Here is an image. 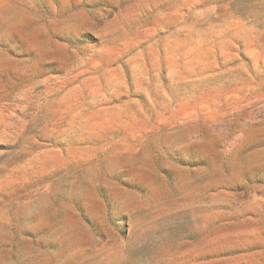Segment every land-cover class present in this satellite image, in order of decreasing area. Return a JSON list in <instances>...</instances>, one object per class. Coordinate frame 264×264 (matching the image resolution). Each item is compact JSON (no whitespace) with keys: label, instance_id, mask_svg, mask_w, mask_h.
I'll return each instance as SVG.
<instances>
[{"label":"rangeland","instance_id":"1","mask_svg":"<svg viewBox=\"0 0 264 264\" xmlns=\"http://www.w3.org/2000/svg\"><path fill=\"white\" fill-rule=\"evenodd\" d=\"M0 264H264V0H0Z\"/></svg>","mask_w":264,"mask_h":264}]
</instances>
